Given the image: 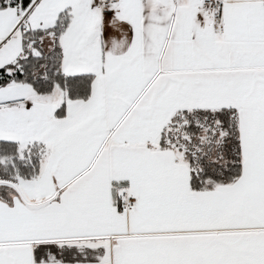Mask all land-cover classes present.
Here are the masks:
<instances>
[{
    "label": "snow or ice",
    "instance_id": "1",
    "mask_svg": "<svg viewBox=\"0 0 264 264\" xmlns=\"http://www.w3.org/2000/svg\"><path fill=\"white\" fill-rule=\"evenodd\" d=\"M0 264H264V0H0Z\"/></svg>",
    "mask_w": 264,
    "mask_h": 264
}]
</instances>
